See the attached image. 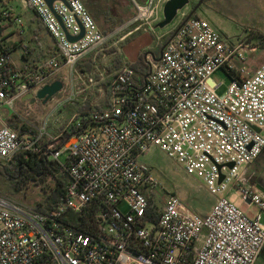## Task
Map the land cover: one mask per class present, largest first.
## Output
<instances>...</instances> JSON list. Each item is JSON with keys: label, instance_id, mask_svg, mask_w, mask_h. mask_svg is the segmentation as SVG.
<instances>
[{"label": "built area", "instance_id": "obj_1", "mask_svg": "<svg viewBox=\"0 0 264 264\" xmlns=\"http://www.w3.org/2000/svg\"><path fill=\"white\" fill-rule=\"evenodd\" d=\"M17 1L33 12L55 55L20 67L0 25V162L48 153L66 184L54 209L44 213L0 195V264H255L264 246V194L249 183L246 167L264 149V34L229 38L179 10L167 40L164 34L156 39L159 55L145 52L148 74L133 86L134 71L124 58L108 71L122 53L116 44L127 35L111 41L116 30L104 33L82 0L50 6ZM165 1L147 0L142 17L156 19ZM0 20L22 27L11 8L0 11ZM81 27L80 38L67 39ZM33 37L32 30L39 49ZM20 47L23 54L33 51ZM63 68L68 87L62 84L60 97L49 99L40 124L31 123L28 111L19 112L29 108L22 97L60 80ZM219 70L229 80L224 88L211 79ZM74 103L88 108L52 136L54 114ZM14 124L26 130L18 134ZM151 147L218 195L208 214L188 211L168 192L156 216L148 212L146 194L159 184L139 158ZM230 187L237 202L226 196ZM238 203L254 205L256 212L248 216Z\"/></svg>", "mask_w": 264, "mask_h": 264}, {"label": "rangeland", "instance_id": "obj_2", "mask_svg": "<svg viewBox=\"0 0 264 264\" xmlns=\"http://www.w3.org/2000/svg\"><path fill=\"white\" fill-rule=\"evenodd\" d=\"M147 0H92L94 5L93 13L87 7L99 28L104 33L115 31L111 41H115L118 37L125 35L132 30L130 35H135L124 42L125 48L124 55L121 53L116 59L124 58L132 63L137 58L138 54L145 52L157 54L156 48L157 38L163 34L165 30H173L177 24L178 15L165 27H155L156 23L162 19V8L158 10L156 19L154 16L144 15L142 11ZM190 1L183 9L189 11L194 2ZM11 8L13 14L19 15L22 19V27L12 23L9 20H0V25L3 26L5 34H8L5 39L7 45L12 46L17 43V47L11 51L12 58L17 65H23L21 57L20 45H28L34 47V42L30 41L32 30L37 26V21L32 20L34 14L32 11L22 9L17 0L0 1V11ZM193 18H203L207 20L215 29L223 35L231 38L236 36H258L264 34V0H203L201 5L192 15ZM155 28L151 32L150 28ZM121 28L120 31H117ZM23 32L19 34V30ZM146 32V33H144ZM45 39L47 36L44 34ZM128 37V36H127ZM168 37V34L163 36V42ZM48 39V38H47ZM122 42L117 43L120 46ZM142 42L146 45L139 51L136 48L134 57L128 58L126 51L132 47H139ZM19 44V47H18ZM263 53L258 52L255 56H261ZM89 57V56H87ZM115 61L112 64L114 67ZM26 66V65H25ZM109 69L111 66L108 67ZM118 68V67H117ZM114 68L113 70H116ZM109 71V70H108ZM67 68H63L57 74L63 84V89L69 85L67 79ZM214 82L221 83V87H225L229 80L223 71L219 70L211 75ZM62 91L56 93L54 98L60 97ZM22 102L28 105L29 108L21 106L19 112L25 115L28 111L27 118L34 124H40L44 114L51 107L52 101L42 103L40 100L35 99V95L28 93L22 97ZM77 103V102H75ZM67 104L58 110L52 120L49 122V133L54 136L57 134V129L67 124L71 116L76 112V104ZM66 151L63 150L59 158L64 161ZM140 162L146 164L151 170L154 178L158 182L157 192H168L176 195L186 209L197 215L204 216L208 214L218 197L217 194L210 193L202 183V181L195 176L188 175L183 170L182 166L176 161L167 157V155L159 150L157 147H151L148 154L139 158ZM249 168V172L254 175V180L260 178L264 182V155L257 161H253ZM247 175V174H246ZM248 176V175H247ZM258 178H256V177ZM66 180V177H65ZM54 185L52 177H43L41 180H27L21 181L15 188L10 187L8 182L0 176V193L1 195L15 200L23 205L33 207L37 202L48 194L49 189ZM235 193V189L230 187V191L226 195ZM237 197V195H236ZM243 208V205H239ZM248 216L256 210L254 205L243 208ZM150 227V225H148ZM255 264H264V248Z\"/></svg>", "mask_w": 264, "mask_h": 264}, {"label": "trees", "instance_id": "obj_3", "mask_svg": "<svg viewBox=\"0 0 264 264\" xmlns=\"http://www.w3.org/2000/svg\"><path fill=\"white\" fill-rule=\"evenodd\" d=\"M192 7L188 11V13L191 11ZM188 13L186 14L185 18L187 17ZM42 27L40 24L37 23L36 28L33 30L34 37L33 40L39 46H41V49L36 55L35 59L42 60L47 56H54L55 51L54 47L52 46V43L46 38L43 34ZM127 38V36L125 37ZM8 50H13L17 47V43H13L12 46L7 45ZM161 46H158V52L157 54H153V56L156 58L159 55ZM113 50V49H111ZM31 51H29L30 53ZM145 54V53H144ZM144 54H138L137 58L134 62L129 63L130 67L134 71L133 75V86H138L139 84H142L144 77L148 74V65L144 60ZM90 58L85 59V68L89 69L90 67ZM115 67L120 66V60H115ZM88 108V105H79L76 107L77 112H82ZM83 124V123H82ZM16 131L18 134H21L25 129L23 125H15ZM63 126L59 127L57 131L59 132ZM68 135H64L56 144V147L59 148L63 145L65 140L67 139ZM0 176L3 177L9 184L10 187L15 188L21 181H27V180H41L43 177H52L54 180V185L52 188L49 189L48 194H46L41 201L37 202L33 209L39 211V212H47L54 209L56 205V201L62 190L64 189V186L66 184L65 180V172L62 171L57 161L51 159L48 155V153H37V154H28L26 158L23 156V154H18L14 160L13 163L10 164H4L0 162ZM167 192H150L149 194H146V199L148 201V212L151 215L156 216L157 209L164 203L165 200V194ZM1 195V193H0Z\"/></svg>", "mask_w": 264, "mask_h": 264}, {"label": "water", "instance_id": "obj_4", "mask_svg": "<svg viewBox=\"0 0 264 264\" xmlns=\"http://www.w3.org/2000/svg\"><path fill=\"white\" fill-rule=\"evenodd\" d=\"M47 4L50 6L51 2L54 0H45ZM63 3H65L64 0H60ZM190 1L193 0H166L162 7V19L158 21L155 25V27L163 28L166 25H168L176 16L177 11L182 10ZM203 0H198L195 4V6L191 9V11L188 13L187 17L185 19H188L192 17L194 12L197 10V8L201 5ZM60 22V20L58 19ZM61 24V22H60ZM83 35V29L81 27V32L78 36L73 37L68 34H66L67 39L70 41H75L78 38H80ZM115 54V53H113ZM62 89V82L60 80H55L51 82L50 84H47L43 86L35 95V99L40 100L42 103H46L50 98H52L56 93H58ZM229 168L233 166L232 163L227 164ZM221 166H218V169H220ZM222 174L219 173L218 180L220 181L222 179ZM256 188L264 192L262 188L257 185Z\"/></svg>", "mask_w": 264, "mask_h": 264}, {"label": "crops", "instance_id": "obj_5", "mask_svg": "<svg viewBox=\"0 0 264 264\" xmlns=\"http://www.w3.org/2000/svg\"><path fill=\"white\" fill-rule=\"evenodd\" d=\"M82 2L84 3V5H85V7L87 8H89L90 9V11H91V13L92 14H94L93 13V10L92 9H94V5L92 4V0H82ZM89 11V10H88ZM90 13V14H91ZM33 20V19H32ZM43 29V28H42ZM43 31V34H45L46 36H47V38H48V40H49V37H48V35L46 34V32L44 31V30H42ZM172 30H165L164 32H163V34L164 35H166V34H168L169 35V33L171 32ZM132 33V30L131 31H129V32H127L125 35H127L128 37L126 38V40L124 41V40H122V41H124V42H127V40L129 39V38H131V37H133V36H135V35H130ZM144 33H146V32H144ZM168 38V37H167ZM167 38L165 39V40H167ZM30 41H31V39H30ZM50 41V40H49ZM122 41H120V42H122ZM124 42H122L121 44H120V48H121V51H122V54L124 55V52H125V48H128V45H127V47L126 46H124ZM144 45H146V42H142L141 44H140V46L139 47H137V46H135V47H132L131 49H128L127 51H126V53H127V55H128V58L129 59H131L132 57H134V54H135V51H136V48H139V51L143 48V46ZM18 47H19V44H18ZM34 47H35V45H34ZM34 47H32L31 49H33V51H31L30 53L28 52V53H25V54H23L22 53V51H21V57H22V59H23V65H20V67H25V65H27V64H29V62L31 61V60H33L35 57H36V55H38V53H39V51H40V49H41V46L39 47V49H34ZM15 49V48H14ZM124 59H125V57H124ZM126 60V59H125ZM127 61H128V63L129 62H131V61H129L128 59H127ZM111 68H113L112 66H111ZM116 68V67H115ZM109 71H112L113 69H108ZM264 155V149H263V151L261 152V154L259 155V157L256 159V161L258 160V159H260V157L261 156H263ZM250 165H248L247 167H246V174L248 175V178H249V183H251V184H253L255 187L257 186V185H259L261 188H262V190L264 191V182L260 179V178H258V177H256V178H258V180L256 179V181L254 180V175L253 174H251L250 172H249V167ZM261 192V191H260ZM263 194H264V192H262ZM227 197H230V198H232V199H234L235 201L237 200L236 199V195L234 194V193H230L229 192V194H227L226 195ZM237 202V201H236ZM239 205H243V208H246L247 209V207H249L248 205H245V204H243V203H238ZM256 212V210L252 213V214H254ZM263 248H264V246H263ZM263 248H262V250H261V252L263 251ZM261 252H260V254H261ZM259 254V255H260ZM259 257V256H258ZM257 261V260H256Z\"/></svg>", "mask_w": 264, "mask_h": 264}, {"label": "flooded vegetation", "instance_id": "obj_6", "mask_svg": "<svg viewBox=\"0 0 264 264\" xmlns=\"http://www.w3.org/2000/svg\"><path fill=\"white\" fill-rule=\"evenodd\" d=\"M196 2L193 3V7L195 6Z\"/></svg>", "mask_w": 264, "mask_h": 264}]
</instances>
